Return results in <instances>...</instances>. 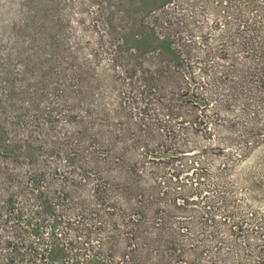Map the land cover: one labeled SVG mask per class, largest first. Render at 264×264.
<instances>
[{
	"label": "trees",
	"instance_id": "trees-1",
	"mask_svg": "<svg viewBox=\"0 0 264 264\" xmlns=\"http://www.w3.org/2000/svg\"><path fill=\"white\" fill-rule=\"evenodd\" d=\"M155 1L137 47L123 49L124 30L114 58L127 63L121 85L141 116L121 108L105 120L113 128L81 132L88 161L77 164L76 145L64 174L0 163V264H264V211L237 198L228 175L264 144V0ZM154 132L168 138L172 161L177 146L201 139L222 166L211 174L194 161L190 198L147 187L138 165L154 158ZM257 167L252 185L262 187L264 153Z\"/></svg>",
	"mask_w": 264,
	"mask_h": 264
},
{
	"label": "rangeland",
	"instance_id": "rangeland-1",
	"mask_svg": "<svg viewBox=\"0 0 264 264\" xmlns=\"http://www.w3.org/2000/svg\"><path fill=\"white\" fill-rule=\"evenodd\" d=\"M155 5V0H0V163L19 168L22 175L32 168L64 174L68 171L66 154L76 145L83 153L77 164L88 161L89 134L81 132L113 128L105 120L119 119L116 111L121 108H131L134 121L141 116L121 85L129 81L127 63L115 65L114 58L124 30L129 32L123 49L137 47L142 34L140 16ZM141 76L139 66L133 76L136 83ZM171 122L178 138L185 137L186 131ZM168 142L154 132L149 140L154 158L138 165L139 171L147 187L157 183L168 197L177 190L180 197L190 198L195 173L190 166L199 167L193 165L197 161L215 174L222 157L204 154L200 147L215 144L196 139L191 145L197 148L177 146L182 156L172 161ZM21 152L25 153L13 154ZM263 153L264 144L228 172L237 198L248 197L260 211H264V177L262 187L252 185V179ZM135 160L142 161L140 156ZM167 207L176 216H186Z\"/></svg>",
	"mask_w": 264,
	"mask_h": 264
}]
</instances>
